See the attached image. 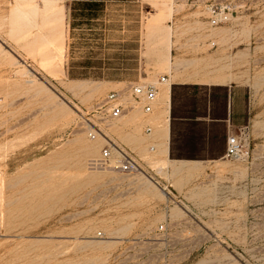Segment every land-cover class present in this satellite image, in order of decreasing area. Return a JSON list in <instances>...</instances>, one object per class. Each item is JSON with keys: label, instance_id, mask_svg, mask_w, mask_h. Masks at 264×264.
<instances>
[{"label": "rangeland", "instance_id": "rangeland-1", "mask_svg": "<svg viewBox=\"0 0 264 264\" xmlns=\"http://www.w3.org/2000/svg\"><path fill=\"white\" fill-rule=\"evenodd\" d=\"M98 2L105 29L89 33L81 48L119 43L138 83L167 72V27L179 48L196 44L199 29L217 30L232 72L249 81L256 121L250 138L264 156V0ZM70 3L0 0V264H264L260 170L246 217L244 211L203 217L189 206L179 227L184 241H147L158 221L126 222L108 201L105 178L115 173L108 169L118 154L110 168L91 169L88 161L99 157L104 141L86 130L96 122L94 105L113 89L95 68L69 73ZM212 9L230 18L211 24Z\"/></svg>", "mask_w": 264, "mask_h": 264}, {"label": "crops", "instance_id": "crops-1", "mask_svg": "<svg viewBox=\"0 0 264 264\" xmlns=\"http://www.w3.org/2000/svg\"><path fill=\"white\" fill-rule=\"evenodd\" d=\"M70 1L69 73L74 68H95L113 90H121L114 89L118 84L138 83L136 74H130L136 65L124 63L119 43L109 50L96 45L92 51L81 48L89 33L99 35L97 30L106 24L100 22L98 9L76 7ZM170 33L167 27L166 81L157 83L152 111L145 113L140 104L134 105L101 136L102 147L110 143L112 156L119 147L142 168L135 174L108 169L115 173L105 178L107 199L125 212L126 222L183 227L189 206L203 217L236 211H244L246 217L252 169L223 154L228 134L243 125L252 133L256 125L249 81L232 72L230 54L219 49L214 28L199 29L196 44L185 48L177 47ZM256 168L262 172L261 166ZM151 185L165 196L159 192L154 197ZM174 206L182 213H176Z\"/></svg>", "mask_w": 264, "mask_h": 264}, {"label": "built area", "instance_id": "built-area-1", "mask_svg": "<svg viewBox=\"0 0 264 264\" xmlns=\"http://www.w3.org/2000/svg\"><path fill=\"white\" fill-rule=\"evenodd\" d=\"M230 18L229 13L223 10H211L210 23L217 24L227 21ZM166 77L160 76L157 82H141L130 84L126 90H111L99 102H97L92 111L95 115L96 122H89L87 125L86 134L89 138L94 139L97 135L105 136V129L101 127L108 126L116 121L128 109L134 105L140 104L143 112L149 113L153 109V104L157 98V83L165 82ZM150 132V128L145 129ZM259 148L250 138L248 125H243L234 133L228 134L225 142V151L223 156L228 160L241 161L252 169V173H257V166L262 167L261 175L264 172V156L258 153ZM118 154L117 165L115 169L135 174L142 171V168L134 157L127 151L116 147ZM112 157L110 143L101 148L100 155L97 158L90 159L88 166L91 169H106L110 168V159ZM183 228V227H182ZM147 241L150 242H179L186 238L179 234V226L168 224L166 222L159 223L148 233Z\"/></svg>", "mask_w": 264, "mask_h": 264}, {"label": "trees", "instance_id": "trees-1", "mask_svg": "<svg viewBox=\"0 0 264 264\" xmlns=\"http://www.w3.org/2000/svg\"><path fill=\"white\" fill-rule=\"evenodd\" d=\"M75 1V0H73ZM83 8L96 9L99 6L98 0H77Z\"/></svg>", "mask_w": 264, "mask_h": 264}, {"label": "bare ground", "instance_id": "bare-ground-1", "mask_svg": "<svg viewBox=\"0 0 264 264\" xmlns=\"http://www.w3.org/2000/svg\"><path fill=\"white\" fill-rule=\"evenodd\" d=\"M46 1H47V0H46ZM50 2H51V1H50ZM53 3H54V2H53ZM45 4H46V3H45ZM45 4H44V5H45ZM50 4H51V3H50ZM47 5H48V4H47ZM20 11L23 12V13L25 14V10L20 9ZM52 11H53V10H52ZM50 13H51V12H50ZM47 35H48V34H47ZM64 41H65V40H64ZM58 52H59V51H58ZM54 53H55V52H54ZM54 53H53V54H54ZM61 54H62V53H61ZM43 55H44V54H43ZM49 55H50V53H49ZM47 56H48V55H47ZM51 56H52V55H51ZM43 57H44V56H43ZM55 57H56V55H55ZM47 58H48V57H47ZM50 58H51V57H50ZM52 58H53V56H52ZM57 58H60V57L58 56ZM168 58H169V57H168ZM42 59H43V58H42ZM53 59H54V58H53ZM52 61H53V60H52ZM49 62H50V61H49ZM82 85H83V84H82ZM78 86H79V87H76V88H78V89L81 90L82 88L80 87V85H78ZM151 149H152V148H151ZM163 190H164V189H163ZM161 194H162L163 196H165L163 191H161ZM166 196H167V195H166Z\"/></svg>", "mask_w": 264, "mask_h": 264}]
</instances>
